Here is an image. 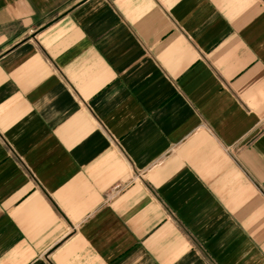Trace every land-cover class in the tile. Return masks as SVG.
<instances>
[{"label":"crops","instance_id":"1","mask_svg":"<svg viewBox=\"0 0 264 264\" xmlns=\"http://www.w3.org/2000/svg\"><path fill=\"white\" fill-rule=\"evenodd\" d=\"M0 264H264V0H0Z\"/></svg>","mask_w":264,"mask_h":264}]
</instances>
